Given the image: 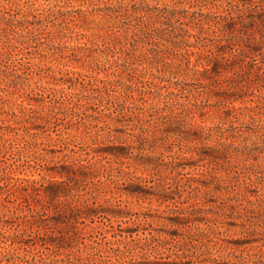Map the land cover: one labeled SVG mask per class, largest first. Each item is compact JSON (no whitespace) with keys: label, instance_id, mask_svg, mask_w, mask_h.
<instances>
[{"label":"rangeland","instance_id":"374dc122","mask_svg":"<svg viewBox=\"0 0 264 264\" xmlns=\"http://www.w3.org/2000/svg\"><path fill=\"white\" fill-rule=\"evenodd\" d=\"M118 4L167 8L179 20L162 21L153 40L132 41L127 34L123 57L136 56L134 66L144 73L139 80L162 87L156 92V87L137 84L145 90L146 102L129 99L131 113L147 109L146 115L153 116L146 126L162 128L164 120L157 117L168 113L167 103L187 127L231 131L227 133L236 137L228 142L249 149L247 160L215 165L186 152L188 146L211 147L215 137L141 151L138 126L134 118L115 111L121 102L115 94L90 104L81 100L79 106L82 95H96L68 89L72 73L104 78L94 70L95 63L107 72L109 67L121 69L110 63L118 53L110 58L102 43L89 36L104 24L102 10ZM6 12L33 21L43 44L21 46L0 60V215L7 220L17 205L16 213L23 217L18 223L42 225L31 234L0 226L3 259L9 264L15 263L11 259L21 260L16 264H264V182L259 178L264 137L253 133L259 124L264 127V0H0V16L8 17ZM170 41L185 42L198 70L209 50L223 54L229 72L212 76L211 86L201 87L190 74L157 73L146 66L143 59L154 54L172 57ZM163 45L170 47L167 53L159 51ZM83 46L94 51L70 56L71 48ZM118 80L133 83L126 76ZM69 90L72 97L65 95ZM70 97L77 105L61 104ZM254 105L261 106V117L252 119L247 108ZM128 144L133 149L124 150L125 155L108 152ZM228 166L232 171L227 174L222 168ZM57 172L69 177L59 178ZM52 179L64 181L60 189L69 188L60 205L32 199L31 180L40 189ZM68 203L98 211L76 218ZM1 234L15 235L20 246L10 245Z\"/></svg>","mask_w":264,"mask_h":264},{"label":"trees","instance_id":"16d2710c","mask_svg":"<svg viewBox=\"0 0 264 264\" xmlns=\"http://www.w3.org/2000/svg\"><path fill=\"white\" fill-rule=\"evenodd\" d=\"M102 12L103 17L106 19L104 21V24L96 29V33H89V36L91 37L92 41L102 43V46H104L103 50H106V53L109 52L111 54L110 58L111 56L113 57L118 53L117 58L114 61L112 60V62L110 63H114L117 66L119 65L121 69H110L109 67L107 69L111 70V72H107L104 69H99L100 67L98 63H95L94 66L98 68H95L94 70H96L97 72H103L105 74L104 78H99L93 75H85L80 72L72 73V75H75V77H70V86L68 87V89H70L71 87H77L81 90V94L82 92H87L90 93V95H96H82L83 98L80 97V100L76 101L78 102L79 106H81V100H85L87 101L86 104H90L91 99L93 100L98 98L99 101H102L104 97H109L111 93L115 94L117 96V99L121 100V102H118V108L115 109V111L121 116L134 118L136 122L135 124L138 126L137 129L139 133L136 135V139L141 144L138 147V150L141 151H154L156 148V150H158L160 148H163L169 142L178 141L189 144L196 140L201 141L215 137L216 142L211 147L197 148L195 146H188L186 152H190L191 155L197 156L199 161L207 160L208 163H215V165L219 164V161L227 165H232L236 161L247 160L251 154L250 150L244 146H233L232 143L228 142L231 138H234L236 136L227 133L231 132L227 129L222 130L221 128H207L206 132H204L202 130L203 128H193V126L191 127V125L189 124L187 127V123L185 125L181 122V114L169 108L167 103L166 105H164V107H167V110H169L168 113L165 116L159 113L157 117V119L164 120V122H162L163 127L161 128L156 124L153 126H151V124L150 126H146V123L149 124L150 122L149 117H152L153 115H146L147 109L144 108H139L138 113H131L130 107L126 105L129 99L134 102H146V100L143 99L144 95L146 94L145 90H143L139 86H136L137 84H148L152 87H156V92L162 89V87L158 86V84L155 85V83H153L152 81L149 82L139 80V77H143L144 73L140 72L141 70H138L134 66L138 61L136 56L132 55L130 59L123 57L125 51L124 48L127 45V42H130L129 39L126 38L127 34H129V37L132 41H136L137 38H148L149 40L155 39L154 37L159 35V33H161L162 31L160 27L157 26L159 24L161 25L162 21L167 22L168 24H171L172 20H174L175 23L179 22L178 19H175L173 10H167V8H159L157 6L149 8L148 6L144 5L135 6L118 4L116 6L106 7L102 10ZM6 13L8 14V17L0 16V60L4 57L10 56L14 50L20 48L21 46H24V49H27L31 47L37 48L39 47V45L43 44L39 37V35L43 33L36 32V29H34L35 24L33 21H29L26 18L17 19L15 17L16 14H12L9 12ZM183 43L185 42L170 41V45L173 48L174 53L169 56L172 57L167 58L162 55L159 56L157 54H154L150 59L149 57L143 59L147 64L146 66L150 67L151 69H155L157 73H168L171 75L181 74L185 76H188V74H190V76L194 77L198 81V84L201 85V87H205L207 85L210 87V81L213 80L212 76L217 77L224 72H229L225 66L228 60L222 57L223 54H212L210 50L208 51L209 54L203 57V62L205 63L202 69L198 70L196 67L197 65H191L190 57L192 53L185 48L187 45ZM163 46L165 47V49H161L159 51H164L165 53H167L166 49H169L170 47H168L167 45ZM103 50H101L100 53H105ZM93 51L94 49L85 46L79 48L75 47L71 48L70 56L76 55L77 52L85 54L86 52L91 53ZM88 54L89 53L86 54L87 58H89ZM65 57L68 56H61V58ZM108 59H106V62L109 61ZM166 59L172 61L167 62ZM173 60L176 61V63H173ZM119 61L121 62L119 63ZM101 67H104V64H102ZM133 72H137L138 74L135 76L130 75V73ZM108 76H112V79H109ZM123 76H126L127 80L133 83H131L130 85H125L120 80H118L122 79ZM152 77L161 79L159 77H155V75L153 74ZM85 78L88 79L86 83H84ZM204 80H207L208 83H204ZM133 84H135V87L132 86ZM120 85H123L124 88H118ZM133 92L138 93L136 94L137 97H133ZM73 94L74 93L70 90L65 93V95H70L71 97L73 96ZM158 95L161 96V94ZM71 97L69 99H64L65 101H61V104H64V102L67 105L71 104L73 101L71 100ZM71 105L75 106L77 104ZM247 109L250 113V118L254 119L257 116L261 117V106L254 105L248 107ZM158 110L159 108H155L156 113L159 112ZM253 133L257 134L258 139L261 140V137H264V127H261V124H259V127L256 128V130H253ZM147 143H151L152 145L149 147H145V144ZM129 149H133L132 145L130 144H128L126 147H122L119 145L108 152H111L109 154L113 155L114 157H119L126 154L125 152H123L124 150ZM199 149L201 150L200 152ZM161 152L163 151L161 150ZM142 157L149 159L150 161H156L158 159L153 155H143ZM177 158L178 157H174V159ZM169 164L173 167L181 166L174 161H169ZM146 166L148 165L143 164V167ZM79 168H82V166H79ZM222 170L227 174L232 171L230 166H228V168L223 167ZM256 173L259 174L260 172L258 170H255L254 172V176L258 177ZM56 175H58L59 178H62L63 176L69 177L68 172H57ZM259 178L261 179V183L264 182V172H261V176H259ZM257 179L258 178H256L255 180ZM62 182L64 181H57L52 179L47 182V185H40L39 189L35 186L36 182L31 180L30 183H32V186L30 187L32 189V195H34L32 199H35L36 202H38L42 197L43 199L53 202V205L55 206L60 205V203H57L60 202V197L66 196L67 192L69 193V188L63 187L60 189L59 185ZM2 188L3 187L0 186V190ZM230 200L231 198H228V201ZM68 207H70L69 209H72L71 211L74 212L73 216L75 215L76 218H89L90 216L96 215L98 211L97 208L89 207L86 204L81 206L83 210L81 208H76V206H71L69 203ZM228 207H232V205H228ZM17 210L18 206H13V211H11V214L8 215L7 220L3 219L4 215L1 214L0 226H13L14 229L21 228L22 233H26L28 229L29 234H31V231H33L34 229L36 230V228L41 227L42 224L40 225L39 221H22L18 223V219H23V217H20L16 213ZM261 216L262 218H264V206L263 208H261ZM261 232V241L264 245V229L261 230ZM1 236L6 241H8L10 245L16 244L19 247L21 244V241H16L15 235L4 236V234H1ZM11 261L15 262L13 264H16L17 261L21 262V260L18 259H11ZM8 262L9 260H5L2 256H0V264H9Z\"/></svg>","mask_w":264,"mask_h":264}]
</instances>
